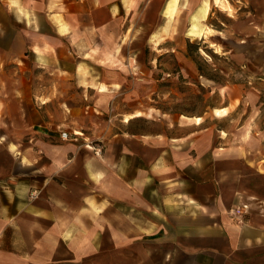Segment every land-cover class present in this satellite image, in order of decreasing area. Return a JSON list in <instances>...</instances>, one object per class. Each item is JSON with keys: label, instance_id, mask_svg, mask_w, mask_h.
<instances>
[{"label": "crops", "instance_id": "obj_1", "mask_svg": "<svg viewBox=\"0 0 264 264\" xmlns=\"http://www.w3.org/2000/svg\"><path fill=\"white\" fill-rule=\"evenodd\" d=\"M139 2L3 0L43 72L98 93L65 108L36 100L35 121L23 101L3 104L26 125L21 141L0 145V264H264V83L246 90L251 113L233 130L181 118L136 130L138 113L114 132L98 128L111 110L103 92L122 84ZM255 7L264 26V0ZM54 80L36 89L58 90ZM83 117L90 137L106 139L98 153L83 140Z\"/></svg>", "mask_w": 264, "mask_h": 264}, {"label": "rangeland", "instance_id": "obj_2", "mask_svg": "<svg viewBox=\"0 0 264 264\" xmlns=\"http://www.w3.org/2000/svg\"><path fill=\"white\" fill-rule=\"evenodd\" d=\"M203 1L207 11L192 24L198 0H180L176 8H171L167 0H153L148 6L140 0L132 17L136 31L124 50L130 55L123 59L122 84L116 90L103 92L109 95L111 110L102 117L99 129L114 132L127 113H138L139 117L129 124L136 130L150 126L158 129L164 119L176 118L233 130L250 115L245 92L250 86L264 83L260 72L264 66V26L259 23L261 10L255 7L259 0ZM37 20L41 22V18ZM22 28H26L24 21L16 19L0 0L1 146L21 141L20 135L25 131L22 125H26L15 114L18 108L14 103L9 101V106L4 107L8 100L23 101L33 112L29 120L35 121L36 100L59 99L65 108V103H91L96 96L92 91H75L43 72L34 54L27 51V43L21 40ZM52 79L58 90L36 89L38 84ZM261 114L264 115V108ZM83 118L80 123L89 134H85L88 137L84 142L93 149H102L106 139L90 137L93 130L86 127L90 124L88 118ZM60 119L57 122L61 123ZM69 123L60 131L73 132L71 126L77 122Z\"/></svg>", "mask_w": 264, "mask_h": 264}, {"label": "built area", "instance_id": "obj_3", "mask_svg": "<svg viewBox=\"0 0 264 264\" xmlns=\"http://www.w3.org/2000/svg\"><path fill=\"white\" fill-rule=\"evenodd\" d=\"M60 136H61V138H63V139H70V137H71V136L69 137L68 133L65 132V131L61 132ZM73 136H76V134L74 133ZM73 136H72V137H73ZM95 152L98 153V152H99V148H98ZM235 212L239 213L240 210H239V209H235Z\"/></svg>", "mask_w": 264, "mask_h": 264}]
</instances>
